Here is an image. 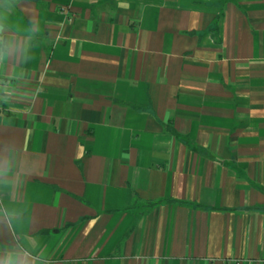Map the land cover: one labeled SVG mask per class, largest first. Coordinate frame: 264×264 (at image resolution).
<instances>
[{"label": "crops", "instance_id": "crops-1", "mask_svg": "<svg viewBox=\"0 0 264 264\" xmlns=\"http://www.w3.org/2000/svg\"><path fill=\"white\" fill-rule=\"evenodd\" d=\"M9 5L34 31L0 67V254L264 264V0Z\"/></svg>", "mask_w": 264, "mask_h": 264}, {"label": "clouds", "instance_id": "clouds-1", "mask_svg": "<svg viewBox=\"0 0 264 264\" xmlns=\"http://www.w3.org/2000/svg\"><path fill=\"white\" fill-rule=\"evenodd\" d=\"M8 3V0H6ZM12 7H2L0 10V67L6 60L15 59L19 62H26L30 49L29 39L26 33L34 31V24L31 19L27 25L17 29V33L12 32V24L10 20ZM7 174V166H0V177ZM4 181L0 180V183ZM22 211V210H20ZM0 215L11 224L14 220L20 219V212L13 210L9 212L6 209H0ZM37 257L31 251L23 246H17L3 254H0V264H36Z\"/></svg>", "mask_w": 264, "mask_h": 264}]
</instances>
